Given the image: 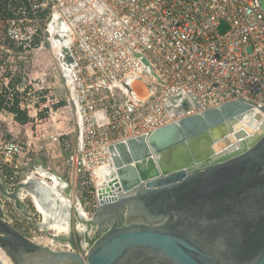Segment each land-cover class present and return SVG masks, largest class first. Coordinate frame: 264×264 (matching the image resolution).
<instances>
[{"label": "built area", "instance_id": "obj_1", "mask_svg": "<svg viewBox=\"0 0 264 264\" xmlns=\"http://www.w3.org/2000/svg\"><path fill=\"white\" fill-rule=\"evenodd\" d=\"M55 16L70 29L75 61L61 98L41 77L62 74L57 59L41 73L34 58L36 37ZM173 98L172 109L183 101L189 109L169 113ZM54 99L70 110L51 106ZM234 100L264 115L262 0H0V173L8 192L36 157L57 164L76 134L60 166L73 192L68 200L91 218L99 196L94 173L112 164L110 147ZM0 201L7 223L15 219L40 239Z\"/></svg>", "mask_w": 264, "mask_h": 264}, {"label": "water", "instance_id": "obj_2", "mask_svg": "<svg viewBox=\"0 0 264 264\" xmlns=\"http://www.w3.org/2000/svg\"><path fill=\"white\" fill-rule=\"evenodd\" d=\"M46 32L64 89L75 65L70 29L55 16ZM174 99L169 113L189 109L185 101L172 109ZM110 151L116 176L100 186L95 215L80 216L97 226L88 248L29 240L0 201V250L11 264H264V116L248 103L226 102ZM56 182L57 194L73 197Z\"/></svg>", "mask_w": 264, "mask_h": 264}, {"label": "crops", "instance_id": "obj_3", "mask_svg": "<svg viewBox=\"0 0 264 264\" xmlns=\"http://www.w3.org/2000/svg\"><path fill=\"white\" fill-rule=\"evenodd\" d=\"M67 110H70L69 106ZM66 140L68 143L64 145L63 151H61L58 155V157L60 156L61 159L67 155L73 145L77 144V135L73 134ZM61 159L58 158L55 161L57 164H53L59 166L56 167L48 164V161L44 155L36 157L34 159L33 165L26 168L21 173L17 188L11 192L7 191L0 173V200L4 199L9 203L11 202L14 209L17 211L16 213L23 216L22 218L28 219L31 215V212L28 210V204L25 201L29 202L34 210L41 215V222L38 223L36 229L39 238H44L42 234L46 230L53 232V234H51L49 237H46V241H44L45 245L56 243L55 247H58L60 244H64L65 248H75L76 250L80 251L81 248H88V246H90L87 241L81 244L78 242V238L80 235L86 232L87 228L83 224L80 216H84L85 218L86 215L83 214V211L74 205L73 202L65 198L64 200L61 198L62 195H59L55 192V186L58 185V182L56 181L58 179L66 181L67 178L65 170H63L60 166ZM2 190L10 193V198L4 196ZM38 204L45 207L44 212L39 210ZM74 215L79 217L80 221L77 223V227L73 228ZM5 220L8 222L10 221L7 215ZM58 221L62 224V226L67 225L68 229L63 228L60 231L54 229L52 225ZM72 231H75L76 236L74 238H67V235H70ZM21 233L25 235V232H22V230Z\"/></svg>", "mask_w": 264, "mask_h": 264}, {"label": "rangeland", "instance_id": "obj_4", "mask_svg": "<svg viewBox=\"0 0 264 264\" xmlns=\"http://www.w3.org/2000/svg\"><path fill=\"white\" fill-rule=\"evenodd\" d=\"M50 21L47 22V25H49ZM47 38H48V34L46 33V31L44 29H42L39 33V35L36 37V42L39 46L38 50L35 52L34 54V58H38V64H39V67L41 68L40 72L42 73V69L44 68V70L48 73L50 72V70L52 69V64L51 62L55 60L56 58V55H55V50L52 49V48H44L43 45L46 44V41H47ZM29 57H32L31 55ZM41 62V63H40ZM45 66H49L48 69H45ZM49 70V71H48ZM42 78H46L45 80V84L46 85H49L50 84H55V87H56V93L57 96L61 95V97H64L66 95V92H67V89L66 87L63 89L60 87V80L59 78L57 79H51L50 80V77L49 75H41ZM58 98V97H57ZM27 204H28V210L31 212V214H33L32 216L30 215L29 219L28 218H24L25 222L28 221L30 222V226L32 227V229H37V225L39 222H41V215L39 213H37L34 208L31 206V204L27 201H25ZM10 205H12V203L10 202ZM17 212V211H16ZM17 215V214H16ZM21 216V215H20ZM23 217V216H21ZM13 220V227L16 228L19 232H21V230L23 229V225L22 223H19L17 222L15 219H12ZM79 217H76L75 215L73 216V228L74 227H77V223H79ZM92 230H89V236H88V240H87V243L89 245H91L95 239V235H94V225L93 227L91 228ZM74 230V229H73ZM24 230H22L23 232ZM25 233V237L28 238V239H31L32 240V237L34 236L33 234L29 233L27 230L24 231ZM51 234H53L52 231H44V233L42 234L43 235V239H37V240H32L34 242H44L46 241V237H49ZM76 236L75 234V231H72V233L70 235H67V238L70 237V238H74ZM38 233L36 234L35 238H38ZM58 247L60 248H64L65 249V245L64 244H61V246L59 245ZM2 252V251H1ZM3 253V252H2ZM3 255H5L3 253ZM6 257V255H5ZM8 259V264H11L9 258L7 257Z\"/></svg>", "mask_w": 264, "mask_h": 264}, {"label": "bare ground", "instance_id": "obj_5", "mask_svg": "<svg viewBox=\"0 0 264 264\" xmlns=\"http://www.w3.org/2000/svg\"><path fill=\"white\" fill-rule=\"evenodd\" d=\"M54 24H52L51 25V27L53 26ZM256 112H258V111H256ZM262 116H264L263 114H262ZM95 181H96V183H97V186H98V188H100V186H101V188H102V186H103V183L104 182H109L110 180H112L116 175V173L114 172V167L112 166V165H109V166H103V167H101V168H99V169H97L96 171H95ZM50 186V185H49ZM38 191V190H37ZM38 193V192H37ZM107 195H105L104 196V200H113V199H115L116 197H117V190H114L111 194H109V193H106ZM38 195V194H37ZM61 198H63L64 199V197L63 196H61ZM61 200V199H60ZM65 200V199H64ZM62 201V200H61ZM58 203V202H57ZM59 204V203H58ZM62 204V203H61ZM66 206V205H65ZM38 207H39V210L41 211V212H44L45 211V207H43V206H41V205H39L38 204ZM53 228L54 229H56V230H58V231H60L61 229H68V226L67 225H65V226H62V224L58 221V222H55V223H53ZM58 233V232H57ZM0 256H1V258H2V260H3V263L4 264H8V259H7V257H5V255H3V253L1 252V250H0Z\"/></svg>", "mask_w": 264, "mask_h": 264}, {"label": "trees", "instance_id": "obj_6", "mask_svg": "<svg viewBox=\"0 0 264 264\" xmlns=\"http://www.w3.org/2000/svg\"><path fill=\"white\" fill-rule=\"evenodd\" d=\"M50 105L53 106L54 108L56 109H59V110H67L68 109V104L67 102L65 101H61L60 99H54V100H51L50 102ZM42 113L41 115L43 116V113L46 109V102L43 101L42 102ZM17 113V117H16V120L20 123V124H24L30 128H33L34 125L32 124V121L31 119L24 113V112H20V111H17V110H13Z\"/></svg>", "mask_w": 264, "mask_h": 264}, {"label": "flooded vegetation", "instance_id": "obj_7", "mask_svg": "<svg viewBox=\"0 0 264 264\" xmlns=\"http://www.w3.org/2000/svg\"><path fill=\"white\" fill-rule=\"evenodd\" d=\"M121 224V223H120ZM86 232L82 235H80V237L78 238V242L81 244V243H85L87 240H88V236H89V230H92L91 228L93 227L92 224L88 223L86 225ZM96 225H94V230L96 229Z\"/></svg>", "mask_w": 264, "mask_h": 264}]
</instances>
